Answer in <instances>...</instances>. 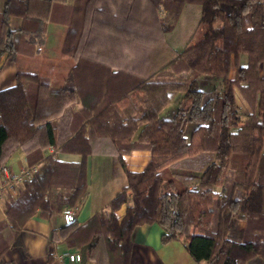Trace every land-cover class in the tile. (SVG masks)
Here are the masks:
<instances>
[{"label": "trees", "instance_id": "obj_1", "mask_svg": "<svg viewBox=\"0 0 264 264\" xmlns=\"http://www.w3.org/2000/svg\"><path fill=\"white\" fill-rule=\"evenodd\" d=\"M30 1L3 2L0 49L9 55H33L43 41L46 19L33 13ZM92 1L75 0L60 18L68 24L64 49L76 60L63 85L17 72L16 83L0 89V170L18 147L37 156L29 166H38L16 197H4L0 264H8L5 249L18 242L37 210L49 217L84 195L87 156L99 147L119 159L133 148L149 149L151 157L141 171L126 170L127 184L105 207L81 223L75 219L51 230V239L79 251L80 264H130L135 230L153 222L163 229L162 243L184 240L199 264H247L255 257L264 262V0H150L156 15L164 10L158 16L163 31L175 26L185 4L206 3L221 32L186 46L147 76L77 56ZM205 74L220 77L222 87L200 88ZM235 87L251 108L247 116ZM188 121L196 126L187 138ZM47 145L81 159L42 155ZM164 166L195 188L177 191L173 180L160 176Z\"/></svg>", "mask_w": 264, "mask_h": 264}, {"label": "crops", "instance_id": "obj_2", "mask_svg": "<svg viewBox=\"0 0 264 264\" xmlns=\"http://www.w3.org/2000/svg\"><path fill=\"white\" fill-rule=\"evenodd\" d=\"M3 2L4 0H0V10ZM74 2L75 0L30 1L33 13L46 19L43 41L33 55H9L0 49V89L15 84L17 72L45 76L55 86L64 84L65 77L76 60L64 49L68 24L60 18L68 14L65 6ZM92 4L76 54L101 60L109 64L114 71L125 70L147 76L186 46L221 32L219 25L213 23L211 9L206 3L185 4L175 26L169 31H163L158 20L164 10H159L156 15L150 0H93ZM247 24L250 25V20ZM241 61L246 63V55L241 56ZM259 73L264 78V60L259 65ZM234 75L235 67L232 65L228 76L233 78ZM199 86L207 91L220 89L221 78L201 75ZM234 95L237 105L240 106V101H243L249 108V114L251 108L236 87ZM173 97L171 94V104ZM79 106V102L75 104V107ZM195 126L192 121L186 123L184 134L187 138ZM137 135L138 131L134 137ZM26 151V147H18L3 166L19 171L29 166V163L35 162L37 156L27 154ZM50 152H54L55 157L63 161L75 162L81 159L80 153L59 151L52 145L43 147L42 155ZM150 157V150L146 148H133L123 153L121 159L102 147L89 154L87 188L75 203L76 220L81 223L105 207L127 184L126 170L141 171ZM159 174L164 179L173 180L177 191L186 186H196L195 182L186 184L175 176L169 166L162 167ZM6 195H0V220L5 218ZM125 208L126 203H122L116 210L118 220L124 215ZM244 224L241 219L238 227L242 228ZM61 225V211L44 217L37 210L21 228L18 242L5 249L4 255L8 264H80V258L73 261L68 258L69 252L79 253L75 247L68 246L65 241L50 238L51 230ZM162 232V227L156 222L140 224L133 236L130 264H199L189 254L184 240L174 239L162 243ZM87 264H97V261L91 259ZM247 264L264 262L255 257Z\"/></svg>", "mask_w": 264, "mask_h": 264}, {"label": "built area", "instance_id": "obj_3", "mask_svg": "<svg viewBox=\"0 0 264 264\" xmlns=\"http://www.w3.org/2000/svg\"><path fill=\"white\" fill-rule=\"evenodd\" d=\"M38 168L37 164L26 166L19 171L10 170L6 166H2L0 170V195L9 194L16 196L19 192V184L31 176L32 172ZM76 206H66L61 210L63 224H68L75 220ZM69 260H79L80 255L76 252L68 253Z\"/></svg>", "mask_w": 264, "mask_h": 264}, {"label": "rangeland", "instance_id": "obj_4", "mask_svg": "<svg viewBox=\"0 0 264 264\" xmlns=\"http://www.w3.org/2000/svg\"><path fill=\"white\" fill-rule=\"evenodd\" d=\"M245 19H246V21L248 22L249 21V16L248 15H246V17H245ZM201 81V80H200ZM239 96V95H238ZM239 98H241L240 96H239ZM240 100H242V99H240ZM239 107H240V109H241V111H242V114H243V116H247L248 115V110H249V108L245 105V103L243 102V101H240V103H239ZM20 188H21V185H19V190H20ZM19 193V192H18ZM18 195V194H17ZM16 195V196H17ZM16 196H13V197H16ZM238 231V230H237ZM237 231H235V230H232V236L233 237H238V234H239V232H237Z\"/></svg>", "mask_w": 264, "mask_h": 264}]
</instances>
